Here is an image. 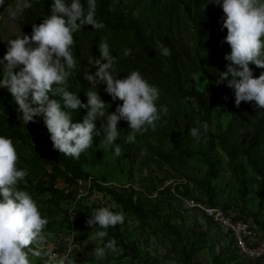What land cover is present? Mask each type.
<instances>
[{
	"label": "rangeland",
	"instance_id": "1",
	"mask_svg": "<svg viewBox=\"0 0 264 264\" xmlns=\"http://www.w3.org/2000/svg\"><path fill=\"white\" fill-rule=\"evenodd\" d=\"M97 1L103 14H96V19L105 28L94 30L86 25L73 34L72 52L80 61L78 72L75 69L68 80V91L86 104L87 91L96 90L107 114L122 104L106 93L105 84L94 88L84 78L97 71L89 61L99 59L98 45L106 39L117 58L115 77L124 79L138 71L159 88L156 104L161 119L154 131L136 134L134 143L126 142L130 128L121 120L116 141L122 149L120 156L114 154V146L101 144L102 132L78 160L61 153L56 156L34 142L19 122L20 112L11 93L0 88V135L12 139L18 167L28 172L26 185L21 182L20 189L29 192L48 220L42 255L30 254L31 264H67L68 260L74 264H264L242 258L234 239L204 212L219 209L237 220L247 219L264 239V126L259 124L264 116L255 102L236 107L234 90L227 87V81L216 83L229 63L224 57L231 52L223 43L227 29L222 30V7L209 0ZM81 4L87 10L86 0ZM50 14L49 8L34 0H3L0 60L8 40L30 36L32 25H39ZM198 16L203 17V24ZM120 26L131 28L117 30ZM133 28L141 32V38ZM148 38L168 45L182 73L183 90L203 95L206 112L176 88L169 57L161 56ZM125 49H131L127 57ZM252 72L258 78L264 70L254 65ZM50 99L63 106L60 97ZM67 111L74 123L86 115L85 109ZM34 121L39 141L52 143L43 117H34ZM204 122L209 129L203 133L201 128L197 141L188 133ZM105 123L106 118L98 119L97 129ZM112 204L116 205L112 211L124 214V222L110 227L103 243L91 240L98 225L87 226L89 215ZM113 238L116 251L108 250L105 259L97 260L95 247ZM186 252H192L191 261Z\"/></svg>",
	"mask_w": 264,
	"mask_h": 264
},
{
	"label": "clouds",
	"instance_id": "2",
	"mask_svg": "<svg viewBox=\"0 0 264 264\" xmlns=\"http://www.w3.org/2000/svg\"><path fill=\"white\" fill-rule=\"evenodd\" d=\"M3 0H0V4ZM222 7L224 16L222 30L227 29L223 43L230 46L231 52L224 59L228 61L226 71L219 73L217 84L227 81V87L234 90L235 106L241 102H255L264 109V73L253 77L249 65L264 69V0H209ZM30 6V5H29ZM206 7V5L204 6ZM96 0H87V10L81 0H53L51 14L39 25H32L31 35H23L7 41L8 47L3 59V79L0 88H6L18 105L19 117L25 125L35 122L34 117H43L44 125L50 134L53 149L62 156L79 159L82 153L93 146L94 137L103 133L101 144L114 146V154H122L116 143L120 137L118 123L123 120L129 125L127 143H134L136 134L149 129L155 130L160 121L157 100L160 90L148 83L138 71H132L124 79L113 75L117 58L113 57L106 39L98 45L99 59L89 61L97 71L84 77L92 86L106 85L105 91L113 101L122 104L112 114H107L106 104L96 90L85 94L87 103H82L78 95L68 91V80L74 74L77 60L72 47L74 33L83 26L90 25L94 30L105 28L96 19ZM156 47L163 57L171 55L170 48L156 41ZM131 49L124 50V56ZM19 68V71H14ZM60 97V101L50 99ZM30 98V99H29ZM227 99V97H225ZM85 109L82 122L74 123L69 111ZM163 111L166 113L167 109ZM106 118V123L97 129V120ZM209 129L207 122L201 127L190 128L189 135L199 140ZM19 156L10 138L0 135V264H31L30 254L40 257L45 244L44 230L48 220L29 192L19 185L28 175L26 169L18 167ZM116 205L94 209L86 221L94 228L91 240L103 243L108 229L124 222L122 212L111 209ZM116 251V240L110 239L102 247H95L97 260L106 258L107 251ZM67 264H74L68 260Z\"/></svg>",
	"mask_w": 264,
	"mask_h": 264
},
{
	"label": "built area",
	"instance_id": "3",
	"mask_svg": "<svg viewBox=\"0 0 264 264\" xmlns=\"http://www.w3.org/2000/svg\"><path fill=\"white\" fill-rule=\"evenodd\" d=\"M204 212L208 218L234 239L242 258L250 263L264 261V239L260 237L257 228L251 221L237 220L219 209H208Z\"/></svg>",
	"mask_w": 264,
	"mask_h": 264
},
{
	"label": "trees",
	"instance_id": "4",
	"mask_svg": "<svg viewBox=\"0 0 264 264\" xmlns=\"http://www.w3.org/2000/svg\"><path fill=\"white\" fill-rule=\"evenodd\" d=\"M34 2H35L36 5H38L40 7H42V6L47 7L50 10H51V6L53 4V0H34ZM86 3H87V0H86ZM96 6H97L96 14L102 15L103 14V8H102L103 6L100 3H98L97 0H96ZM186 11L189 13V15H192V8L191 7L187 6L186 7ZM199 19H200L199 20L200 23L203 24V17H199ZM130 28H131L130 26L129 27L120 26V27L117 28V30L130 31ZM132 30L136 33V36L138 38H141V32L139 30H137L136 28L131 29V31ZM28 31H29V29H28ZM148 40L151 43L156 44L155 43L156 41H154L153 39L148 38ZM225 44H227V43H225ZM164 45L166 47H168L167 44H164ZM169 59H170V73H171V77H172V80H173L174 85L176 86V88L179 91H181L182 93H184L185 95H187L188 97L193 98L195 101H197L200 104V106L202 107L203 111L206 112L207 111V105L205 104V101L203 100V95L197 94L195 92H190V91H184L183 90L182 83H181L182 73H181V71L179 69V65H178V62H177V58L173 54H171L169 56ZM76 60H77V64H78L79 61H80L79 55L76 56ZM250 67H251V70L254 69V65L253 64H250ZM76 71L78 72L77 67H76ZM14 103H15V101H14ZM262 113H263V116H264V109H262ZM21 116H22V113H19V117H21ZM19 122L26 128V130L28 131V133L33 137L34 142H36V144L39 147H41V148L49 151L51 154H54L56 156L59 155V152L53 149L52 143H46V142L41 143L39 141L38 134L35 131V129L33 128L31 122L28 123L27 125H25V123L23 122V120L20 119V118H19ZM259 124L261 125V127L264 126L263 120H260ZM186 255H188L187 256V260L188 261H191V258L193 256L192 252H190V253H187L186 252Z\"/></svg>",
	"mask_w": 264,
	"mask_h": 264
}]
</instances>
